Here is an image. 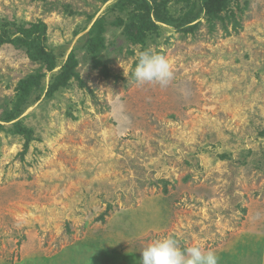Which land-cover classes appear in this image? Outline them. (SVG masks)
Listing matches in <instances>:
<instances>
[{
  "label": "rangeland",
  "instance_id": "rangeland-1",
  "mask_svg": "<svg viewBox=\"0 0 264 264\" xmlns=\"http://www.w3.org/2000/svg\"><path fill=\"white\" fill-rule=\"evenodd\" d=\"M119 1L0 0V34L45 24L57 59L48 72L0 46V264H138L166 236L264 264V0H229L224 23L188 35L156 23L144 45ZM145 49L170 61L167 88L136 84Z\"/></svg>",
  "mask_w": 264,
  "mask_h": 264
},
{
  "label": "trees",
  "instance_id": "trees-1",
  "mask_svg": "<svg viewBox=\"0 0 264 264\" xmlns=\"http://www.w3.org/2000/svg\"><path fill=\"white\" fill-rule=\"evenodd\" d=\"M229 0H176V5L181 6L179 16H175L169 9L170 0H121L122 7L131 9L128 23L121 22L124 26L127 38L135 45H144L147 40V32L158 29L156 23H162L175 28L184 35L194 33L201 24V19L205 18L211 29L217 23H224L222 16L228 9ZM118 3V4H119ZM101 19L95 22L98 26ZM226 30V27H224ZM157 31V30H156ZM19 38L12 40L10 37L0 34V46L5 44H15L25 47L32 53L30 57L35 61H42L48 72L56 69V56L48 51L47 45V26L45 24H30L23 26L19 30ZM94 48L99 44L94 42ZM77 65V58L74 53L68 57V61L62 70L52 79L48 89V96L53 97L64 87H67ZM42 75L30 76L24 82V90L30 92L40 90L42 85ZM40 98V95H38ZM1 127V126H0Z\"/></svg>",
  "mask_w": 264,
  "mask_h": 264
},
{
  "label": "clouds",
  "instance_id": "clouds-1",
  "mask_svg": "<svg viewBox=\"0 0 264 264\" xmlns=\"http://www.w3.org/2000/svg\"><path fill=\"white\" fill-rule=\"evenodd\" d=\"M132 76L137 85L160 88H167L174 80L170 61L151 49L138 54ZM140 253L138 264H219L212 251H204L199 246L181 250L177 239L171 236L149 242Z\"/></svg>",
  "mask_w": 264,
  "mask_h": 264
}]
</instances>
